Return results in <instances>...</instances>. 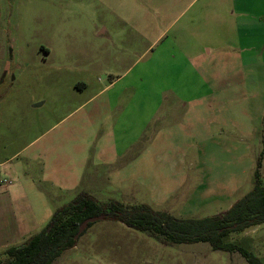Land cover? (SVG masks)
<instances>
[{"label": "rangeland", "instance_id": "obj_1", "mask_svg": "<svg viewBox=\"0 0 264 264\" xmlns=\"http://www.w3.org/2000/svg\"><path fill=\"white\" fill-rule=\"evenodd\" d=\"M191 1L0 0V82L7 77L0 90L15 77L12 100L17 93L47 99L27 115L10 112L0 100V162L6 161L0 184L11 186L15 169L33 165L38 187L59 193L49 202L54 212L87 192L102 204L148 205L179 219L213 217L248 194L264 152V117L254 105L241 115L237 125L246 119L257 126L252 139L241 141L227 115L223 123L193 106L195 67L166 61L174 52L170 34H162ZM62 139L70 140L72 171L83 176L77 189L67 191L45 182L39 154ZM225 241L264 263V224ZM55 264L248 263L209 243L167 246L101 220Z\"/></svg>", "mask_w": 264, "mask_h": 264}, {"label": "crops", "instance_id": "obj_2", "mask_svg": "<svg viewBox=\"0 0 264 264\" xmlns=\"http://www.w3.org/2000/svg\"><path fill=\"white\" fill-rule=\"evenodd\" d=\"M164 34L165 37L170 34L169 50L174 52L166 61L172 63L169 60L172 59L175 65L195 67L196 75L191 79L193 106L216 115L223 123H226L225 115L230 119L228 122L236 123L241 115L252 112L253 105L258 118L264 117V0H192ZM4 77L7 78L3 76L2 81ZM14 78L6 90H0V100L6 103V109L19 115L38 113L47 99L42 95L17 93L12 100L9 86ZM65 105L68 101H63ZM231 115L239 116L232 120ZM243 121L248 122L242 120L234 127L240 132L239 139L248 141L257 126ZM209 124L218 123L211 120ZM49 146L39 153L45 161L42 173L45 182L53 181L63 191L77 189L83 176L72 171L76 166L70 162V140L57 143L51 140ZM30 157L38 158L36 154ZM5 162H0V168ZM47 162L51 163L49 168ZM19 168L11 175L15 183L0 184V249L3 251L38 234L54 214L49 202L59 199L58 191H43L38 187L33 165Z\"/></svg>", "mask_w": 264, "mask_h": 264}, {"label": "trees", "instance_id": "obj_3", "mask_svg": "<svg viewBox=\"0 0 264 264\" xmlns=\"http://www.w3.org/2000/svg\"><path fill=\"white\" fill-rule=\"evenodd\" d=\"M258 159L252 190L229 210L213 217L179 219L148 205L126 206L116 201L102 204L87 192H80L67 205L58 208L46 227L26 242L3 251L0 264H55L65 252L73 249L90 223L76 239L82 223L104 216L130 229L148 234L167 246L209 243L214 251L239 253L248 264H264L260 258L236 243L226 242L232 233H241L264 224V181Z\"/></svg>", "mask_w": 264, "mask_h": 264}, {"label": "water", "instance_id": "obj_4", "mask_svg": "<svg viewBox=\"0 0 264 264\" xmlns=\"http://www.w3.org/2000/svg\"><path fill=\"white\" fill-rule=\"evenodd\" d=\"M104 219V216H99V217H92L87 220H85L82 225L80 226L79 233L76 235V239L79 238L80 234L85 230V228L90 224V223H96L98 221H101Z\"/></svg>", "mask_w": 264, "mask_h": 264}, {"label": "built area", "instance_id": "obj_5", "mask_svg": "<svg viewBox=\"0 0 264 264\" xmlns=\"http://www.w3.org/2000/svg\"><path fill=\"white\" fill-rule=\"evenodd\" d=\"M7 182V181H4V183Z\"/></svg>", "mask_w": 264, "mask_h": 264}]
</instances>
